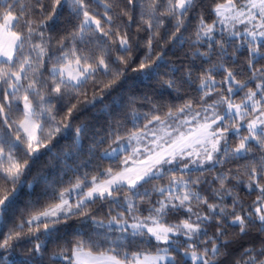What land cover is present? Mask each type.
I'll list each match as a JSON object with an SVG mask.
<instances>
[{"label":"snow or ice","instance_id":"1","mask_svg":"<svg viewBox=\"0 0 264 264\" xmlns=\"http://www.w3.org/2000/svg\"><path fill=\"white\" fill-rule=\"evenodd\" d=\"M0 264H264V0H0Z\"/></svg>","mask_w":264,"mask_h":264}]
</instances>
